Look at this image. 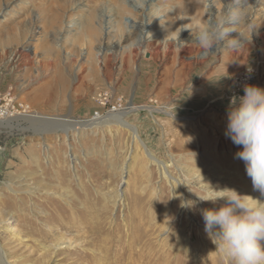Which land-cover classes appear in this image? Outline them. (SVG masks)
I'll return each instance as SVG.
<instances>
[{"label": "rangeland", "instance_id": "obj_1", "mask_svg": "<svg viewBox=\"0 0 264 264\" xmlns=\"http://www.w3.org/2000/svg\"><path fill=\"white\" fill-rule=\"evenodd\" d=\"M115 1L0 0V264H224L202 212L225 201L198 197L264 199L226 136L264 90V0Z\"/></svg>", "mask_w": 264, "mask_h": 264}, {"label": "clouds", "instance_id": "obj_2", "mask_svg": "<svg viewBox=\"0 0 264 264\" xmlns=\"http://www.w3.org/2000/svg\"><path fill=\"white\" fill-rule=\"evenodd\" d=\"M243 18L242 14H233L231 23H240ZM226 23L224 20L210 22L190 32L203 49L212 50L231 34ZM175 39L178 44L184 43L179 34ZM243 92V96L234 97L230 102L226 136L233 144L242 146L236 155L245 163L253 190L264 197V90L245 85ZM225 191L233 195H215ZM198 198L202 202L225 201L218 209L202 212L204 231L216 241L215 251L224 264H264V199L211 188L207 195Z\"/></svg>", "mask_w": 264, "mask_h": 264}, {"label": "bare ground", "instance_id": "obj_3", "mask_svg": "<svg viewBox=\"0 0 264 264\" xmlns=\"http://www.w3.org/2000/svg\"><path fill=\"white\" fill-rule=\"evenodd\" d=\"M123 1V0H122ZM116 2V4H115V7H118L119 8V10L122 12V11H126V3H123V4H121V1L120 0H117V1H115ZM116 11V10H115ZM119 12V11H118ZM199 19V18H198ZM201 19V18H200ZM203 20V19H202ZM27 55V54H26ZM29 55V54H28ZM27 57V56H26ZM16 60V59H15ZM38 116V115H37ZM30 118V117H29ZM32 119V118H31ZM28 120V119H27ZM45 120V119H44ZM67 121V120H66ZM68 122H70V121H68ZM118 123H120L121 125H126V123L124 122V121H122L121 120V118L119 117L118 118ZM68 126V125H67ZM71 127H73V126H71ZM66 130V129H65ZM67 132V131H66ZM135 136V135H134ZM231 145V144H230ZM209 192V191H208ZM11 231V230H10ZM14 234V233H13ZM181 239H183V242H181L182 244L184 243V244H186L187 246L189 245V241H190V239H188V238H185L184 236L181 238ZM209 241V240H208ZM205 242V241H204ZM71 245V244H70ZM184 246V245H183ZM62 247H65V246H59L57 249L55 248V249H53L52 251H51V253H50V259H47L46 261H44V263L43 264H47L48 262H53L54 264H62L61 263V261L59 260H56V257L58 256V255H60V253H62V252H60V251H58L59 250V248H62ZM198 249V248H197ZM2 253V263L3 264H12L10 261H9V257L7 256V253H6V251H3V252H1ZM140 253V254H139ZM138 254H139V260L141 259V258H143L144 257V254H143V252H138ZM196 254V253H195ZM186 255V254H185ZM146 256V255H145ZM179 257V256H178ZM195 257L198 259V256H196L195 255ZM145 260V259H144ZM164 261V260H163ZM1 262V261H0ZM188 262V261H187ZM1 263V264H2ZM50 263V264H51ZM142 264H158L157 263V261H155V260H152V259H149L148 258V256H146V261H143V263ZM160 264V263H159ZM187 264H189V263H187Z\"/></svg>", "mask_w": 264, "mask_h": 264}, {"label": "built area", "instance_id": "obj_4", "mask_svg": "<svg viewBox=\"0 0 264 264\" xmlns=\"http://www.w3.org/2000/svg\"><path fill=\"white\" fill-rule=\"evenodd\" d=\"M0 112H2V111H1V106H0Z\"/></svg>", "mask_w": 264, "mask_h": 264}]
</instances>
